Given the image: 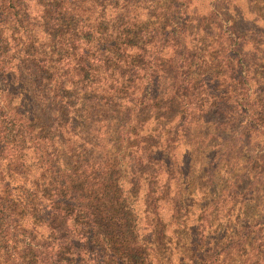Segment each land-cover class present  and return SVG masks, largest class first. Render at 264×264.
I'll use <instances>...</instances> for the list:
<instances>
[{
  "label": "trees",
  "instance_id": "16d2710c",
  "mask_svg": "<svg viewBox=\"0 0 264 264\" xmlns=\"http://www.w3.org/2000/svg\"><path fill=\"white\" fill-rule=\"evenodd\" d=\"M0 264H264V0H0Z\"/></svg>",
  "mask_w": 264,
  "mask_h": 264
},
{
  "label": "rangeland",
  "instance_id": "374dc122",
  "mask_svg": "<svg viewBox=\"0 0 264 264\" xmlns=\"http://www.w3.org/2000/svg\"><path fill=\"white\" fill-rule=\"evenodd\" d=\"M260 210H261V209H260ZM260 210H259V207H255V208H253L250 212H251L252 215H254L253 217H255L256 215H258V213H259V214L261 213ZM261 211H262V210H261Z\"/></svg>",
  "mask_w": 264,
  "mask_h": 264
}]
</instances>
